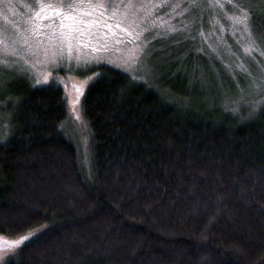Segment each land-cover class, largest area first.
Wrapping results in <instances>:
<instances>
[{
  "label": "trees",
  "instance_id": "16d2710c",
  "mask_svg": "<svg viewBox=\"0 0 264 264\" xmlns=\"http://www.w3.org/2000/svg\"><path fill=\"white\" fill-rule=\"evenodd\" d=\"M238 1L264 51V14ZM185 40L144 80L95 69L84 144L58 83H8L0 239L28 238L2 264H264V98Z\"/></svg>",
  "mask_w": 264,
  "mask_h": 264
},
{
  "label": "rangeland",
  "instance_id": "374dc122",
  "mask_svg": "<svg viewBox=\"0 0 264 264\" xmlns=\"http://www.w3.org/2000/svg\"><path fill=\"white\" fill-rule=\"evenodd\" d=\"M241 1L264 14V0ZM234 4L236 8L235 0H0V119H8L2 109L11 101L8 83L55 82L67 94L70 129L84 144L81 99L95 69L111 66L144 80L163 62L184 60L185 39L219 59L221 73L230 77L243 98L239 101L249 104L264 98V51L254 40L251 19H242ZM48 8L61 14L41 20L38 10ZM74 12L80 13L71 17ZM202 18H207L205 28ZM107 21L121 29H104ZM213 72L219 82L221 74L217 68ZM1 131L0 126V135ZM23 237L0 239V264L26 240Z\"/></svg>",
  "mask_w": 264,
  "mask_h": 264
},
{
  "label": "flooded vegetation",
  "instance_id": "af4514ba",
  "mask_svg": "<svg viewBox=\"0 0 264 264\" xmlns=\"http://www.w3.org/2000/svg\"><path fill=\"white\" fill-rule=\"evenodd\" d=\"M88 9H90V8H88ZM90 10L93 11L92 9H90ZM80 11H82V10L80 9ZM95 11H96V10H95ZM79 13H80V12H74V13L71 15V17H72V16H77ZM60 14H61V13H60V11H59L57 8H48V9H45V10H38V12H37V15L40 16V19H41V20H51V19H53V18H58ZM68 14H69V13H66V16H67ZM66 16H63V18L66 17ZM59 19H60V18H59ZM59 19H58V20H59ZM78 22H79V24H83L82 22H80V20H78ZM107 23H108V26L103 27V28L106 29V30H109V29L119 30V29H121L120 27H118L116 24H114V23H112V22L107 21Z\"/></svg>",
  "mask_w": 264,
  "mask_h": 264
},
{
  "label": "snow or ice",
  "instance_id": "6c2138e0",
  "mask_svg": "<svg viewBox=\"0 0 264 264\" xmlns=\"http://www.w3.org/2000/svg\"><path fill=\"white\" fill-rule=\"evenodd\" d=\"M242 19H246V17L245 18H242ZM28 237H23V239H27Z\"/></svg>",
  "mask_w": 264,
  "mask_h": 264
}]
</instances>
